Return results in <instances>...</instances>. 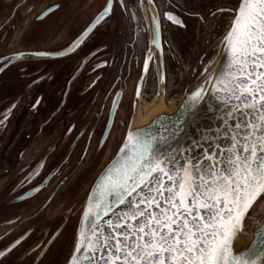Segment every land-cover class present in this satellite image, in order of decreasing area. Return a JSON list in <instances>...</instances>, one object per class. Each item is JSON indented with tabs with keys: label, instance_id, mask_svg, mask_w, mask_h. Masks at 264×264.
<instances>
[{
	"label": "flooded vegetation",
	"instance_id": "1",
	"mask_svg": "<svg viewBox=\"0 0 264 264\" xmlns=\"http://www.w3.org/2000/svg\"><path fill=\"white\" fill-rule=\"evenodd\" d=\"M239 1L0 0V264H66L130 116L204 81Z\"/></svg>",
	"mask_w": 264,
	"mask_h": 264
},
{
	"label": "snow or ice",
	"instance_id": "2",
	"mask_svg": "<svg viewBox=\"0 0 264 264\" xmlns=\"http://www.w3.org/2000/svg\"><path fill=\"white\" fill-rule=\"evenodd\" d=\"M233 12L224 40L234 72L217 84L219 91L230 93L249 118L243 125L228 128L236 133L231 135L226 150L228 167L216 170L212 153L202 157L212 161L207 171L191 158L179 168L166 170L165 160L153 155L152 138L142 134L133 137L129 132L134 156L124 167L105 175L100 185L103 192L85 214L98 218L101 211L107 215L115 205L126 203L128 210L117 216L115 223L108 221L113 233L104 237L103 245L95 231L98 226L93 224L96 239L85 236L76 245L77 252L83 250L88 255L83 262L73 256L68 264H257L255 248L235 252L232 245L242 221L264 201V0H241ZM203 92V86L191 91L190 103L184 105L189 112L203 100ZM241 107H234L232 112H240ZM232 112L227 114L229 118ZM225 125L228 127L227 120ZM241 127L243 137L239 135ZM145 188L147 193L137 198V190L143 193ZM256 235L264 239V230L258 229ZM97 248H102L99 260L95 259ZM6 251H0V256ZM259 251L264 254V248Z\"/></svg>",
	"mask_w": 264,
	"mask_h": 264
},
{
	"label": "water",
	"instance_id": "3",
	"mask_svg": "<svg viewBox=\"0 0 264 264\" xmlns=\"http://www.w3.org/2000/svg\"><path fill=\"white\" fill-rule=\"evenodd\" d=\"M230 60L228 44L223 38L222 42L212 53V67L209 74L196 87L203 86L204 92L202 94L203 100L196 106L194 112H189L184 106L190 103L188 98L191 92L168 102L164 101L162 93L159 92L146 113L141 114V112L136 111L130 116L126 135L117 152L105 165L90 187L78 220L74 245L66 264H68L73 256L80 258L83 262V258L88 255L83 250L77 252L76 245L78 241H84L85 236L89 239H96L92 235L93 224L98 226L95 231L100 237L101 245H103L104 237L113 233V229L109 227L108 221L111 220L115 223L116 217L123 216L124 212L128 210V204L126 203L115 205L107 215L101 211L98 218L86 216L85 214L89 206L95 202V198H98L103 192L100 185L104 183L105 175L110 170L124 167L128 160L134 156L132 150V143L134 141L129 142V132L132 133L133 137L137 136V134H142L152 138L153 155H158L165 160L166 170L168 168H179L191 158L193 163L202 164L204 171H207L212 161L203 160L202 157L212 153H215L216 170L223 171L228 167V153L226 150L230 146L231 135L236 134L235 131H229L228 128L234 129L237 123L243 125L244 121L249 118L242 107L238 105V102L234 98H231L230 93L219 91L217 81L227 77L230 71L234 72V69L230 68ZM234 107H241V111L238 113L232 112ZM229 112H232L230 118L227 116ZM252 119H257V117L253 116ZM225 120H227L228 127L225 125ZM226 132L227 135L225 134ZM239 135L243 137V127L239 130ZM216 145H219V148ZM220 161H223V163ZM205 179H208L207 176H205ZM163 183L168 185L169 182L166 178H163ZM195 185L197 187L200 186L199 178H196ZM147 191L148 189L145 188L143 193H141L138 189L136 194L137 198L146 194ZM200 191L203 192L204 189L200 188ZM105 199H107V196H105ZM131 199L132 197L128 198L129 201ZM190 199L191 197H189ZM141 207L144 206L142 205ZM151 210L149 209V211ZM204 215L206 217L207 213ZM248 217L246 216L242 221L241 231L235 236L232 247L235 252H239L241 249L249 246L255 248L257 256L253 258L256 259L257 264H262L264 262V254L260 253L259 250L264 248V239L256 234L258 229L264 230L262 228L264 219L256 229L249 233L242 245L238 243V239L243 234L244 225ZM132 223L135 224V221H132ZM121 229H123V225ZM254 238L255 243H252ZM109 243H114V241H109ZM101 251L102 248H97L95 253L96 260L100 259Z\"/></svg>",
	"mask_w": 264,
	"mask_h": 264
},
{
	"label": "rangeland",
	"instance_id": "4",
	"mask_svg": "<svg viewBox=\"0 0 264 264\" xmlns=\"http://www.w3.org/2000/svg\"><path fill=\"white\" fill-rule=\"evenodd\" d=\"M263 219L264 201H261L260 204L256 206L255 211H252L251 215L247 218L242 235L247 237L251 231L256 229Z\"/></svg>",
	"mask_w": 264,
	"mask_h": 264
},
{
	"label": "bare ground",
	"instance_id": "5",
	"mask_svg": "<svg viewBox=\"0 0 264 264\" xmlns=\"http://www.w3.org/2000/svg\"><path fill=\"white\" fill-rule=\"evenodd\" d=\"M147 1V0H146ZM148 3V2H147ZM144 7V6H143ZM152 49V48H151ZM153 52V51H152ZM154 100V99H153ZM153 100H152V102L148 105V106H144L145 108L141 111L140 110V112H141V114H144V113H146L147 112V110H148V108H150L151 106H152V104H153ZM146 103V102H145ZM142 105V104H141ZM247 239V237L246 236H241L239 239H238V243H239V245H242L243 243H244V241Z\"/></svg>",
	"mask_w": 264,
	"mask_h": 264
}]
</instances>
